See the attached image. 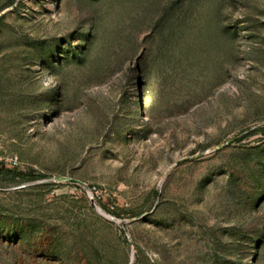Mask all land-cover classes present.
<instances>
[{"label":"rangeland","instance_id":"374dc122","mask_svg":"<svg viewBox=\"0 0 264 264\" xmlns=\"http://www.w3.org/2000/svg\"><path fill=\"white\" fill-rule=\"evenodd\" d=\"M0 264H264V0H0Z\"/></svg>","mask_w":264,"mask_h":264},{"label":"trees","instance_id":"16d2710c","mask_svg":"<svg viewBox=\"0 0 264 264\" xmlns=\"http://www.w3.org/2000/svg\"><path fill=\"white\" fill-rule=\"evenodd\" d=\"M5 166L3 164H0V170H4Z\"/></svg>","mask_w":264,"mask_h":264}]
</instances>
